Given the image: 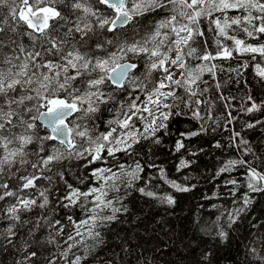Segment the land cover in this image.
Instances as JSON below:
<instances>
[{
  "label": "snow or ice",
  "instance_id": "6c2138e0",
  "mask_svg": "<svg viewBox=\"0 0 264 264\" xmlns=\"http://www.w3.org/2000/svg\"><path fill=\"white\" fill-rule=\"evenodd\" d=\"M21 3L23 9L16 0H0V8L7 9L6 14L0 15V242L12 246L13 238L30 224L28 234L35 244H40L37 233L47 227L52 231L46 242L56 246V253L48 256L46 264L61 261L86 264L89 254L104 243L102 231L119 220L118 214L128 213L123 201L130 191L172 206L176 203L174 193L190 192L196 187L170 179L168 171L154 159L141 163L139 156L141 153L154 156V149L170 132L174 119L190 116L198 122L197 127L180 132L173 145L181 157L176 171L189 169L194 164L191 157L196 153L192 152L187 159L183 157L190 151L191 138L222 130L219 119L225 120L224 128L237 119L230 111L226 117L213 115L217 105L204 99L213 87L217 100L234 98L220 94V83L209 85L203 77L208 73L215 79L217 70L225 71L222 65L211 63L214 60H233L245 54L252 61L257 56L264 59V43H249L228 31L243 33L246 38L264 37V2L95 0L93 4L91 0H21ZM230 9L246 14L227 16ZM253 10L258 14L254 15ZM204 19L209 25L206 30L201 28ZM141 20L148 29L141 39L114 42L107 38L108 34L117 37L133 21ZM243 21H247V26ZM207 32L216 35L206 39ZM225 41H231V47ZM212 43L215 49L209 51ZM193 60L200 63L193 67ZM249 66V60L244 59L238 67H229L227 71L242 76L240 69ZM255 68L264 79V66L257 62ZM246 100L248 103L242 110L260 115L249 117L240 127L264 128L261 118L264 101L258 103L250 94ZM222 107L227 109L231 105ZM104 113H111L112 118L103 120ZM209 120L214 126L209 125ZM105 123L107 127L101 130ZM229 131L227 143L217 139L214 147H232L240 152L239 158L222 161L216 175L244 169L243 181L234 178L224 181L232 185L228 194L234 199L241 193L239 206L227 212V227L231 228L247 212L254 194L264 195V154L257 155L260 148L254 150L240 130ZM118 154L132 163H120ZM106 159L112 161L111 167L97 166L96 162ZM254 160H260L261 166L257 167ZM89 166L91 176L87 175ZM74 167L85 169L84 177L77 176L79 184L69 182L66 175ZM149 169H157V177L173 191L161 195L153 190ZM45 172L54 174L67 189L57 200L60 207H79L83 218L74 220L68 216L67 225L46 213L34 221L23 218L22 213L49 206V189L40 190L39 199L27 191L35 192L41 179L52 182L53 175ZM183 179L188 181L190 177L185 175ZM139 183L143 186H138ZM214 226L218 237L228 238L220 216ZM25 248V261L38 264L40 249L27 244ZM73 249H80V253H74ZM251 251L264 264V256L256 253V249ZM208 255L204 254L205 260Z\"/></svg>",
  "mask_w": 264,
  "mask_h": 264
},
{
  "label": "trees",
  "instance_id": "16d2710c",
  "mask_svg": "<svg viewBox=\"0 0 264 264\" xmlns=\"http://www.w3.org/2000/svg\"><path fill=\"white\" fill-rule=\"evenodd\" d=\"M91 2L95 4V0H91ZM16 3L23 7L21 0H16ZM6 13L7 9L0 8V15ZM245 14L231 9L226 13L227 16ZM253 14L258 13L253 10ZM214 15L220 16V13ZM75 18L72 17L73 20ZM243 25L247 26V21H243ZM208 26V20L204 19L201 23L202 30H206ZM23 30L22 28L21 31ZM147 31L148 29L144 26L142 20L140 23L133 21L132 25L120 31L117 37L108 34L107 38L112 39L114 42H131L133 39H141ZM228 31L230 35H237L238 38L246 39L249 43H264V37L246 38L243 33ZM215 35L213 32H207L205 38L210 39ZM225 43L231 47V41H225ZM214 49L215 44L212 43L209 51ZM133 59L135 60V58ZM244 59L249 60L250 66L247 69H240L243 73L242 76L227 71L229 67H238ZM257 62L264 66V59L257 56L256 61H252L248 54L242 57L238 56L233 60L221 59L211 62L222 65L225 71L220 72L217 70L215 79L208 73H204L203 78L208 80L209 85L220 83L222 85L220 94L234 99L217 100L214 87L209 93L205 94L204 99H210L217 105L213 111L214 116L226 117L230 111L237 119L228 128H224L225 120L219 119L217 122L221 125L222 130L191 138L189 142L190 151L183 157L187 159L192 152L196 153V156L191 157L194 164L189 169L181 172L176 171L181 157L175 152L173 145L176 139L179 138L180 132L186 129L195 130L197 127L198 122L192 120L190 116H180L174 119L170 125V132L165 134L163 142L154 149V156L151 153L148 156L141 153L139 156L141 163L145 160L154 159L157 165L163 166L168 171L170 179L188 185L194 184L196 187L190 192L174 193L176 203L172 206L161 204L158 200L146 197L140 192L130 191L123 201L128 206V213L118 214L119 220L113 222L109 229L102 231L104 243L89 254L86 264H102L105 261H109V264H260L256 254L251 250L256 249V253L264 256V195L254 194L253 203L249 206L247 212L242 215V218L236 224L228 228L227 212L239 206L241 193H237V197L234 199L233 196L228 194L229 190L232 189V185L226 184L224 181L232 178L243 181L244 169L238 168L231 173L216 175L222 161L229 158H239L240 152L232 147L223 149L214 147L217 139L226 144V137L231 134L229 129H236L242 132L244 138L253 145L254 150L256 147L260 148L257 155L264 154V128L257 127L253 130L240 127L244 121L249 120V117L260 115L259 113H247L242 110V106H246L248 103L246 95H252L258 103L264 101V79L256 73L255 64ZM191 63L195 67L200 61L193 60ZM141 71L143 70L141 69ZM136 75H140V73H136ZM141 79H143L142 76ZM225 81H228L226 86H224ZM201 87H204V85H201ZM224 104H230L231 107L223 108L222 105ZM111 118V113H104L102 116L105 121ZM261 118L264 119V117ZM208 123L214 126L211 120ZM106 127L107 124L105 123L101 126V130ZM200 149H203V151H200ZM147 151L146 148L145 152ZM248 158L251 159L250 156ZM32 159H35V157H32ZM118 159L120 163H132L127 157H120L119 154ZM96 163L99 167L112 166V161L108 159ZM253 163L257 167L261 166L260 160H254ZM73 164H78V162L73 161ZM28 171L32 172L34 170L29 169ZM147 172L152 178L151 187L158 194L162 195L173 191L157 177V169H149ZM45 174L53 175L51 183L41 179L37 182L38 186L35 192L32 190L27 191L33 198L39 199V191L44 188L49 189V206L46 209H35L31 213H22L23 218L34 221L41 213H46L49 218L61 219L65 225L68 224V216H71L74 220L78 217L83 218L84 213L79 207H60L57 200L67 189L63 181L55 177L54 174L47 172ZM66 175L69 182L79 184L77 176L84 177L86 173L83 167H74L72 172L70 174L66 173ZM87 175L91 176V166H89ZM185 175L190 177L188 181H184L183 177ZM92 182L93 184L97 183L94 179ZM87 183L88 181L85 179L84 184ZM138 186H143V183H139ZM80 187L83 189L84 185L80 184ZM121 192H123V189ZM214 193L216 195H213ZM205 197H211V199L208 200ZM221 213H224V215H221ZM218 216H220V224L228 232L227 239H221L216 234L218 229L214 226V222ZM30 227L29 224L21 229L18 236L13 238L12 246H8L6 242H0L3 244V247H0V264H18V262L29 264L24 259L26 244L29 247L40 249L41 255L38 258V264H46L48 256L56 253V246L46 242L52 230L46 227L42 232L37 233L40 244H35L33 237L28 234ZM74 253L79 254L80 250H76ZM205 253L209 254L207 260L204 259ZM60 264H63V261Z\"/></svg>",
  "mask_w": 264,
  "mask_h": 264
},
{
  "label": "rangeland",
  "instance_id": "374dc122",
  "mask_svg": "<svg viewBox=\"0 0 264 264\" xmlns=\"http://www.w3.org/2000/svg\"><path fill=\"white\" fill-rule=\"evenodd\" d=\"M21 9H22V7H20ZM77 15H81V13L80 14H77ZM177 76H179V72H177ZM116 193H109V195L110 196H114ZM117 206H119V205H117ZM76 250H80V249H73V252H75Z\"/></svg>",
  "mask_w": 264,
  "mask_h": 264
},
{
  "label": "water",
  "instance_id": "95a60500",
  "mask_svg": "<svg viewBox=\"0 0 264 264\" xmlns=\"http://www.w3.org/2000/svg\"><path fill=\"white\" fill-rule=\"evenodd\" d=\"M109 263H110L109 261H105L102 264H109ZM91 264H96V263H91Z\"/></svg>",
  "mask_w": 264,
  "mask_h": 264
}]
</instances>
